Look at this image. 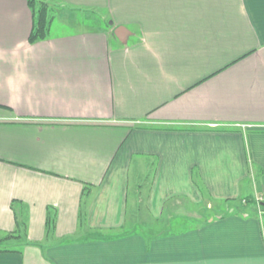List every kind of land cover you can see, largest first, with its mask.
I'll return each instance as SVG.
<instances>
[{"label": "crops", "instance_id": "1", "mask_svg": "<svg viewBox=\"0 0 264 264\" xmlns=\"http://www.w3.org/2000/svg\"><path fill=\"white\" fill-rule=\"evenodd\" d=\"M47 2L105 18L30 44L28 1L0 0V240L27 222L0 264H264V0ZM137 174L156 223L250 205L145 232Z\"/></svg>", "mask_w": 264, "mask_h": 264}, {"label": "rangeland", "instance_id": "2", "mask_svg": "<svg viewBox=\"0 0 264 264\" xmlns=\"http://www.w3.org/2000/svg\"><path fill=\"white\" fill-rule=\"evenodd\" d=\"M49 3V2H48ZM49 16L52 19V25H51V33L52 34H61V33H67L70 32L67 26V22L69 20L78 19V22L81 23V25L91 23L89 17H92L93 19L97 20L98 22H104V15L103 13H91L88 10H82V9H70V8H63L58 6L55 3H49ZM100 20V21H99ZM76 21V20H75ZM72 21H70L71 23ZM86 25V26H87ZM84 29L85 26H84ZM83 26L79 29H75L74 31H82L84 30ZM73 32V31H72ZM150 165V164H149ZM149 165H147L149 167ZM146 167V168H148ZM140 174H137V176L133 179L134 185H132V193L131 198L132 202L130 200L131 204L137 203L136 209H133L132 214H130V219L132 220L131 223L135 224H144V229L146 231H152L156 229V232L158 231V234L164 233V232H172L175 228H177L176 225L182 223L183 221L185 223V218H201L202 220L205 219H216L219 217H224L230 214H241L245 215L247 214L246 207L242 206L243 203L237 202V203H226L223 201H216L212 198L205 199L201 204H191L190 201L186 198H176L172 199L169 202L170 208L168 209V212H164V217L162 219V222L156 223L152 217L150 218L147 216L146 211L143 209V204L140 206L139 201H144L146 198V194L142 186H145L147 184V180L145 178L139 177ZM139 204V205H138ZM242 204V205H241ZM248 203L244 204L247 205ZM250 205V204H248ZM131 206V205H130ZM256 208V206H255ZM257 209V208H256ZM130 211V210H129ZM10 242H2L0 243V248H21L24 246L25 241L24 240H18V239H9Z\"/></svg>", "mask_w": 264, "mask_h": 264}, {"label": "trees", "instance_id": "3", "mask_svg": "<svg viewBox=\"0 0 264 264\" xmlns=\"http://www.w3.org/2000/svg\"><path fill=\"white\" fill-rule=\"evenodd\" d=\"M28 6L32 11L34 18L33 30L29 38L30 44H34L38 41L47 40L51 35L52 19L49 16V3L47 0H27ZM52 218V219H51ZM54 217L51 214L48 217V230L52 228ZM18 232L8 235L4 240H0V243L6 242L9 239H25V235L21 232L26 230L27 222L25 220L17 221ZM20 232V233H19ZM5 249L0 248V251Z\"/></svg>", "mask_w": 264, "mask_h": 264}, {"label": "built area", "instance_id": "4", "mask_svg": "<svg viewBox=\"0 0 264 264\" xmlns=\"http://www.w3.org/2000/svg\"><path fill=\"white\" fill-rule=\"evenodd\" d=\"M257 208V214L261 220L262 228L264 231V193L257 194L253 200H251ZM243 204L248 203L247 199L242 201Z\"/></svg>", "mask_w": 264, "mask_h": 264}, {"label": "water", "instance_id": "5", "mask_svg": "<svg viewBox=\"0 0 264 264\" xmlns=\"http://www.w3.org/2000/svg\"><path fill=\"white\" fill-rule=\"evenodd\" d=\"M125 29H123V28H120V29H118V31H116V35L123 41L124 40V38L122 37V35H121V32H123ZM126 31V30H125Z\"/></svg>", "mask_w": 264, "mask_h": 264}]
</instances>
